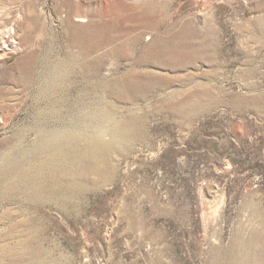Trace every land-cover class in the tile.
Instances as JSON below:
<instances>
[{
    "label": "rangeland",
    "instance_id": "374dc122",
    "mask_svg": "<svg viewBox=\"0 0 264 264\" xmlns=\"http://www.w3.org/2000/svg\"><path fill=\"white\" fill-rule=\"evenodd\" d=\"M2 4L0 264H264V0ZM149 8L159 27L139 28L134 56L112 55L133 35L97 48L98 26ZM187 21L202 33L195 63L139 64ZM136 72L166 85L130 96ZM70 135L102 141L87 192L61 206L19 192L9 156L36 160Z\"/></svg>",
    "mask_w": 264,
    "mask_h": 264
},
{
    "label": "bare ground",
    "instance_id": "6f19581e",
    "mask_svg": "<svg viewBox=\"0 0 264 264\" xmlns=\"http://www.w3.org/2000/svg\"><path fill=\"white\" fill-rule=\"evenodd\" d=\"M2 2L3 0H0V38L4 29L3 23L7 18L6 7ZM66 6L70 13L73 10L77 13L82 11V8L80 9L77 5L75 8L73 7L74 4L70 2L66 3ZM158 19V9L149 8L138 12H128L124 18L114 25L104 23L96 29L97 48L103 45L115 44L118 38L133 35L122 46L114 49L112 55L115 58H120L123 55L134 56L136 47L143 40L139 28H158ZM77 21L85 23L86 18L79 17ZM91 26L81 28L91 31ZM180 27L178 32L167 38H151L153 41L146 47L139 59V64L156 68L179 69L195 63L203 52L201 30L198 27L192 28L191 23L188 21L182 23ZM7 31L13 44H18L17 30L14 28L13 23L7 28ZM87 35H89V32H87ZM77 42L75 38H72L73 44ZM87 49L88 46H84V50ZM140 73L136 72L134 81L127 84L130 96L135 97L139 93L149 94L154 89L166 85L165 81L156 80L148 73ZM117 85V82H115L111 89L113 92L120 91ZM43 145L41 143L30 153L36 160L33 159L27 162L28 159L21 158L17 154L9 156V171L16 174V182H14L20 187L18 190L16 186V190L25 195L31 192L32 196L35 197V202H56L59 206L72 204L76 197L87 192L89 176L100 171V163L104 157L102 141L99 139L87 141L79 136L70 135L69 137H55ZM40 150L47 151V158L42 159L39 157L42 153L39 152ZM15 177L9 174L8 187L14 186L12 180Z\"/></svg>",
    "mask_w": 264,
    "mask_h": 264
}]
</instances>
